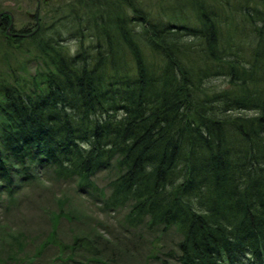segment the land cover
<instances>
[{"label":"trees","instance_id":"1","mask_svg":"<svg viewBox=\"0 0 264 264\" xmlns=\"http://www.w3.org/2000/svg\"><path fill=\"white\" fill-rule=\"evenodd\" d=\"M0 81L2 195L44 173L172 229L161 264H264V0H66ZM87 237L73 249L90 250Z\"/></svg>","mask_w":264,"mask_h":264},{"label":"rangeland","instance_id":"2","mask_svg":"<svg viewBox=\"0 0 264 264\" xmlns=\"http://www.w3.org/2000/svg\"><path fill=\"white\" fill-rule=\"evenodd\" d=\"M64 1L42 0L38 6L41 24L47 26L54 6ZM2 2L11 8L21 4L19 19L32 21L24 11L34 13L35 0ZM31 46L29 40L0 49V81L10 82L14 71L22 76L34 74L39 61ZM97 176L96 187L103 189L102 194L81 193L76 183L56 181L45 171L19 188L14 198L3 194L0 264H161L168 259L167 253L176 252L179 238L172 229L163 234L142 225L132 228L124 218L128 208H105L107 171ZM75 237H87L90 250L73 249Z\"/></svg>","mask_w":264,"mask_h":264},{"label":"flooded vegetation","instance_id":"3","mask_svg":"<svg viewBox=\"0 0 264 264\" xmlns=\"http://www.w3.org/2000/svg\"><path fill=\"white\" fill-rule=\"evenodd\" d=\"M42 0H35V11L25 12L32 21L21 22L19 19L21 13V4L16 8L3 4L0 0V49H8L14 42H25L36 36L41 27L44 26L40 18L39 7ZM47 1V0H45ZM38 11V12H37ZM4 47V48H3Z\"/></svg>","mask_w":264,"mask_h":264}]
</instances>
